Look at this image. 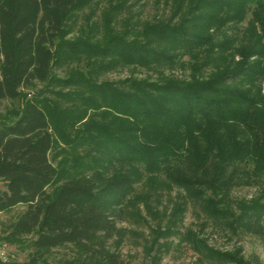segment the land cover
<instances>
[{
  "label": "trees",
  "instance_id": "1",
  "mask_svg": "<svg viewBox=\"0 0 264 264\" xmlns=\"http://www.w3.org/2000/svg\"><path fill=\"white\" fill-rule=\"evenodd\" d=\"M90 2L0 0V100L24 101L17 120L0 128V211L27 205L10 238L35 236L28 261L6 264H77L46 258L67 244L85 253L79 264H126L107 242L143 180L155 192H185L199 214L232 234L264 240V93L256 83L264 62L248 61L251 53L230 64L223 43L213 41L216 29L242 22L252 8L264 46V0H174L173 17L139 31H116L113 6L103 27L72 35ZM204 47L189 80H100L123 65L173 68L180 50L192 55ZM71 64L66 76L56 73ZM211 64L214 71L202 74ZM35 81L44 87L23 94ZM258 179L259 197L233 203L236 186ZM187 203L175 204L172 225ZM183 238L214 264H264L242 247L215 248L196 232Z\"/></svg>",
  "mask_w": 264,
  "mask_h": 264
},
{
  "label": "rangeland",
  "instance_id": "2",
  "mask_svg": "<svg viewBox=\"0 0 264 264\" xmlns=\"http://www.w3.org/2000/svg\"><path fill=\"white\" fill-rule=\"evenodd\" d=\"M121 3L122 9L119 8ZM174 4V0H91L86 8L77 13L72 23L74 29L72 35H80L81 29L85 34L89 33V27L94 23L103 27L104 14L106 12L111 14L113 6H118L120 9L113 11L112 14L115 16L112 26L116 31H124L126 26L130 29L135 27V30L139 31L147 22L166 21L173 17ZM227 12L233 14L234 10H225L223 15H227ZM244 13L242 22L229 20L214 32V43H223L221 52L233 65L243 61V56L251 53L257 54L250 58L247 56L248 61L260 60L264 62V46L258 22L253 15L252 8ZM102 31L101 28L100 32ZM132 37L133 35L129 36V39ZM201 49L203 50L195 51L192 55L187 51L180 50L179 52L182 54L173 68L123 65L102 75L100 80L116 81L133 77L158 82L162 81L164 76L189 80L193 72L192 64L196 61L203 62L205 59L204 51L208 48ZM217 49L214 47L213 51ZM195 53H199L197 54L199 55L198 60L193 57ZM75 66V64H71L70 67L57 69L56 73L66 76L69 69ZM203 67L202 74L205 76L214 71L212 64ZM256 83L264 93V74ZM44 85L42 82L35 81L31 87L23 89L22 92L30 96L41 90ZM23 104L24 101L21 97L0 100V128L17 120ZM4 189H6V183L0 179V192ZM262 189V181L251 180L249 184L243 183L236 186L232 190L230 198L235 204L241 200L251 201L260 196ZM137 195L143 196L142 200L134 202ZM130 199V202L128 201L124 206V213L118 219V231L107 242L108 247L117 250L122 255L126 264H214L202 258L191 244L184 240L183 237L188 232H196L210 245L221 250L242 247L246 257L257 254L264 263V240L261 237L251 233L235 235L231 231L222 229L203 214H199L188 200L185 192L178 188L163 187L158 188V191L155 192L143 180L135 185ZM186 200L188 201L186 211L178 216L176 224L172 225L169 217L173 207ZM235 204L231 207L238 213ZM26 209L27 205L18 204L0 211V264L24 263L29 260L31 255H34L31 246V241L35 238L34 235H25L17 241L10 238L13 224ZM84 255L85 253L78 247L67 244L51 249L46 258L53 263L72 261L79 264L81 259H84Z\"/></svg>",
  "mask_w": 264,
  "mask_h": 264
}]
</instances>
